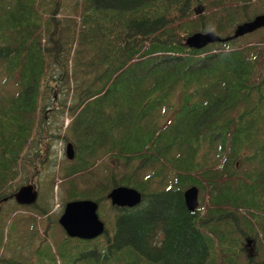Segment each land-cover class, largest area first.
Listing matches in <instances>:
<instances>
[{
  "label": "trees",
  "instance_id": "obj_1",
  "mask_svg": "<svg viewBox=\"0 0 264 264\" xmlns=\"http://www.w3.org/2000/svg\"><path fill=\"white\" fill-rule=\"evenodd\" d=\"M257 12L264 0H0V264H57L49 235L78 197L97 201L104 230L60 233L66 264L263 261L264 26L183 43L195 30L228 35ZM60 140L72 157L35 202L16 203ZM53 184L63 193L51 217ZM118 184L140 201L110 204ZM190 184L194 210L181 194Z\"/></svg>",
  "mask_w": 264,
  "mask_h": 264
},
{
  "label": "water",
  "instance_id": "obj_2",
  "mask_svg": "<svg viewBox=\"0 0 264 264\" xmlns=\"http://www.w3.org/2000/svg\"><path fill=\"white\" fill-rule=\"evenodd\" d=\"M262 26H264V13L257 12L249 18L237 22L228 35L220 36L210 29L195 30L184 36L183 43L190 47L199 48L210 42L225 41L240 36ZM64 147L65 156L71 158V143L66 141ZM197 193L198 188L194 184H190L182 190V199L186 209L194 210L196 208ZM11 197L16 203L32 204L37 198V188L31 181H26L18 185ZM106 197L112 205L132 206L140 201L141 194L135 187L118 184L106 192ZM5 199V197L2 198V200ZM57 222L66 235L83 239L96 237L104 230V223L97 213V201L88 197L66 200L57 217ZM256 264H264V260Z\"/></svg>",
  "mask_w": 264,
  "mask_h": 264
},
{
  "label": "rangeland",
  "instance_id": "obj_3",
  "mask_svg": "<svg viewBox=\"0 0 264 264\" xmlns=\"http://www.w3.org/2000/svg\"><path fill=\"white\" fill-rule=\"evenodd\" d=\"M252 38L251 35L247 36H243V37H240L238 39L237 42L235 43H240V42H243V41H247L248 39L250 40ZM68 120V117L65 116L62 118V121H61V124H62V127L64 128L66 122ZM65 140H60V141H57L54 145V151L53 153H51L49 155L51 161L54 159V164H48L46 161L44 162L43 165H41L40 162L37 163V170L36 172H28V176L30 178H28L26 181L30 180L32 181L33 183L35 182V184L37 185V197L39 196L40 197V193H41V190L43 189V185L45 182H47L48 178V174L50 171L51 172H55V169H56V166H57V162L60 158H63L65 156ZM49 162V161H48ZM47 164V165H46ZM45 167V169L43 170L42 168ZM43 172V174H42ZM36 178L38 180H36ZM56 178V177H55ZM55 180H57L58 182V178H56ZM25 181V182H26ZM38 181V183H37ZM21 184V183H20ZM62 184H53L51 187L49 188H45L44 190H46L47 192V195H51V203H50V209H49V213H52L51 217H54L56 215V213L59 211V209L61 208L60 205H61V202H60V197L63 193L62 191ZM202 195H203V198H202V202L204 200V188L202 189ZM44 197L46 196V194L43 195ZM198 196H199V192H198V195H197V199H198ZM107 201L109 202L108 198H107ZM110 203V202H109ZM198 205V203H197ZM59 215V214H58ZM57 215V217H58ZM45 217L44 216H39L38 219H44ZM37 228L40 230L41 229V226L38 225ZM52 233H54V237L52 235H49V242L51 244V249L54 253L58 254L57 256V264H66V260H65V256L66 255H63V254H59L61 250L65 251V249L63 247H61V244L60 243V236L59 234L64 232L63 229L61 228V226L58 224L57 222V227L54 226L53 230L51 231ZM71 257H75V253L72 254ZM63 258V259H62ZM81 260V259H80ZM78 262V261H77ZM78 264H81V263H78Z\"/></svg>",
  "mask_w": 264,
  "mask_h": 264
}]
</instances>
